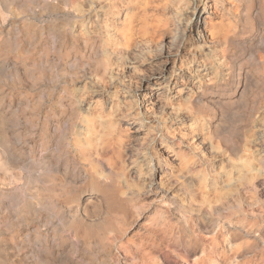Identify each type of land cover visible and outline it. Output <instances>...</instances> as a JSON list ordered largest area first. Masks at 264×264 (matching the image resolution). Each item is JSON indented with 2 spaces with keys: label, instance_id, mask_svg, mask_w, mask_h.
Returning <instances> with one entry per match:
<instances>
[{
  "label": "rangeland",
  "instance_id": "1",
  "mask_svg": "<svg viewBox=\"0 0 264 264\" xmlns=\"http://www.w3.org/2000/svg\"><path fill=\"white\" fill-rule=\"evenodd\" d=\"M0 264H264V0H0Z\"/></svg>",
  "mask_w": 264,
  "mask_h": 264
},
{
  "label": "bare ground",
  "instance_id": "2",
  "mask_svg": "<svg viewBox=\"0 0 264 264\" xmlns=\"http://www.w3.org/2000/svg\"><path fill=\"white\" fill-rule=\"evenodd\" d=\"M93 2V1H92ZM100 3V2H99ZM194 4V3H193ZM78 5V4H77ZM111 5V4H110ZM216 5V4H215ZM91 6V5H90ZM94 7V6H93ZM99 7V6H98ZM100 7H102V6H100ZM80 8V7H79ZM91 8V7H90ZM119 8V7H118ZM76 9V8H75ZM104 9H106L105 7H104ZM76 10H78V9H76ZM107 10V9H106ZM79 11V10H78ZM93 11V10H92ZM190 11V10H189ZM89 12H90V10H89ZM106 12V11H105ZM192 12V11H191ZM194 12V11H193ZM187 13V12H186ZM189 13V12H188ZM195 13V12H194ZM207 13V12H206ZM211 13V12H210ZM88 15V14H87ZM216 16V15H215ZM182 17H183V15H182ZM205 17V18H204ZM204 17H202V20H203V22L206 24L207 22H210V21H207L208 20V17H206V16H204ZM205 19V20H204ZM90 20V19H89ZM211 20V19H210ZM214 20V19H213ZM79 22V21H78ZM183 23V22H182ZM89 24V23H88ZM79 27V26H78ZM81 29V28H80ZM85 31V30H84ZM207 31V30H206ZM209 32V31H208ZM74 34V33H73ZM207 35H208V33H207ZM124 37V36H123ZM125 38V37H124ZM205 38H207V37H205ZM126 40V39H125ZM129 40V39H128ZM127 40V41H128ZM59 44H60V42H58ZM129 43H130V41H129ZM130 45V44H129ZM128 46V45H127ZM120 47V46H119ZM126 47V46H125ZM129 47V46H128ZM120 48H122V47H120ZM119 48V49H120ZM127 48V47H126ZM121 50V49H120ZM157 73V72H156ZM156 78V77H155ZM161 79V78H160ZM122 107V106H121ZM125 107V106H124ZM122 109V108H121ZM111 114V113H110ZM133 114V113H132ZM112 115V114H111ZM118 116V115H117ZM128 116V115H127ZM154 128V127H153ZM153 170H155V169H153Z\"/></svg>",
  "mask_w": 264,
  "mask_h": 264
}]
</instances>
